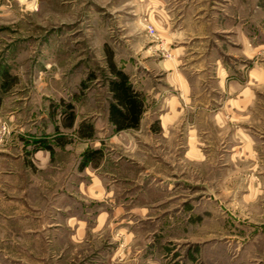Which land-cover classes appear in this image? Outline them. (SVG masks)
Instances as JSON below:
<instances>
[{
    "label": "rangeland",
    "instance_id": "rangeland-1",
    "mask_svg": "<svg viewBox=\"0 0 264 264\" xmlns=\"http://www.w3.org/2000/svg\"><path fill=\"white\" fill-rule=\"evenodd\" d=\"M142 1L0 0V136L25 125V139L54 144L61 176L117 183L113 202L80 195L60 210L0 202V264H264V92L242 121L251 147L235 157L243 134L230 128L204 134L213 144L198 163L176 148L164 160V150L153 158L112 141L109 59L116 64L123 29L138 27ZM82 123L93 136L81 135ZM85 144L103 147L98 169H79ZM74 215L87 221L79 235L67 224Z\"/></svg>",
    "mask_w": 264,
    "mask_h": 264
},
{
    "label": "crops",
    "instance_id": "crops-1",
    "mask_svg": "<svg viewBox=\"0 0 264 264\" xmlns=\"http://www.w3.org/2000/svg\"><path fill=\"white\" fill-rule=\"evenodd\" d=\"M134 6L139 25L123 29L116 66L141 93L143 111L137 126L117 130L109 118L113 98L108 87L103 113L116 147L149 149L153 158L164 150V160L176 148L182 158L198 163L204 160L203 148L213 144L204 134L226 128L243 134L238 146L231 145L232 157L236 148L251 147L242 121L251 116L264 92V0H144ZM23 126H10L8 135L0 136L4 207L60 210L71 207L69 202L81 199L80 195L113 202L110 197L117 194V183L92 175L85 181L79 173L77 180L74 172L61 176L52 159L54 144L47 143L48 149L35 143L37 139L34 143L25 139ZM88 148L92 147L85 144L81 156ZM92 167L99 168L88 162L79 169ZM171 184L164 188L172 190ZM103 221L97 220L95 228ZM67 224L77 235L87 229V221L79 216H71Z\"/></svg>",
    "mask_w": 264,
    "mask_h": 264
},
{
    "label": "trees",
    "instance_id": "trees-1",
    "mask_svg": "<svg viewBox=\"0 0 264 264\" xmlns=\"http://www.w3.org/2000/svg\"><path fill=\"white\" fill-rule=\"evenodd\" d=\"M109 66L112 75L109 78L108 87L113 98L109 105V118L115 124L117 130L137 126L143 111L142 95L133 87L129 75L119 69L111 58L109 59ZM74 120L75 115L72 111L66 124L72 126ZM79 132L83 136H93L94 127L92 124H87L84 130V124L82 123ZM43 146L51 149L49 145ZM102 156L103 150L101 148H88L82 154L80 167L82 168L88 162L97 164Z\"/></svg>",
    "mask_w": 264,
    "mask_h": 264
},
{
    "label": "built area",
    "instance_id": "built-area-1",
    "mask_svg": "<svg viewBox=\"0 0 264 264\" xmlns=\"http://www.w3.org/2000/svg\"><path fill=\"white\" fill-rule=\"evenodd\" d=\"M148 29L152 34L155 32V29L152 26H148Z\"/></svg>",
    "mask_w": 264,
    "mask_h": 264
}]
</instances>
